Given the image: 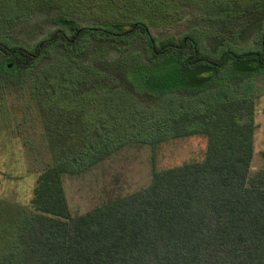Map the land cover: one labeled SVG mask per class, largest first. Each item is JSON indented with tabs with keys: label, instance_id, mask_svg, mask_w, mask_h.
Here are the masks:
<instances>
[{
	"label": "trees",
	"instance_id": "1",
	"mask_svg": "<svg viewBox=\"0 0 264 264\" xmlns=\"http://www.w3.org/2000/svg\"><path fill=\"white\" fill-rule=\"evenodd\" d=\"M6 1L21 13L0 28L37 40H0V75L16 85L30 77L25 71L50 63L57 49L64 56L39 74H70L73 88L99 84L94 96L68 102L102 111H93L92 132L74 151L48 140L52 158L28 202L0 195V264H264V167L251 172L258 128L253 83L264 75V32L256 47L211 55L194 30L220 27L226 17L196 20L179 35L153 31L176 22L185 0H88L86 7L107 17L89 25L62 13L58 0ZM244 30L239 25L238 35ZM137 39L145 53L129 45ZM95 55L104 57L93 60ZM60 81L54 80L59 99L70 90ZM116 89L131 101L112 116L109 108L118 96L105 97ZM153 95L162 103L141 121L140 103ZM104 126L107 143L85 152ZM197 134L207 138L202 160L154 166L146 187L72 214L64 174L76 175L132 141L149 143L155 160L163 142Z\"/></svg>",
	"mask_w": 264,
	"mask_h": 264
},
{
	"label": "rangeland",
	"instance_id": "2",
	"mask_svg": "<svg viewBox=\"0 0 264 264\" xmlns=\"http://www.w3.org/2000/svg\"><path fill=\"white\" fill-rule=\"evenodd\" d=\"M58 1L62 2L60 5L64 10L62 13L68 17H74L80 24L89 25L107 18L103 12L86 7L90 4L88 0ZM185 1L183 3L185 6L181 9L180 17L176 22L160 28L155 27L153 31L179 35L187 31L191 23L196 20L206 21L226 17V22L220 27L194 30L204 43V50L207 53L218 55L228 47L242 50L258 45H256L257 39L264 32V0ZM230 3V8H227L226 5ZM254 6L255 8L250 10V7ZM19 13H21L20 7L11 4L10 1L8 4L6 0H0V22L14 21ZM234 17L237 19H230ZM239 25L245 29L241 36L237 31ZM10 26V23L4 24V28ZM0 40L11 45H29L37 39L36 36H19L0 28ZM129 45L139 49L142 53L146 52L140 39L131 41ZM61 56L64 55L57 49L53 50L50 63L42 61L29 71H25L24 75L30 77L22 78L19 83L16 82V85H12L9 78L5 79L3 75H0V195L8 201L28 202L40 170L52 158L51 146L54 145L57 148L59 143L61 145L65 142L69 144L67 147L74 151L78 143L86 141L92 132L95 123L90 117L93 111L94 113L102 111L95 110V107L91 110V106L84 107L81 103L74 106L68 102L71 99L94 96L93 94L100 89L99 84L90 82L88 85L73 88L70 74L65 73L60 77L53 73L56 71L52 69L39 74L43 72L46 65L53 64L52 61L57 62L58 57ZM85 57H88V54ZM101 57L104 56L95 55L93 60H99ZM64 62L63 67L66 66ZM60 63L59 58L58 65ZM62 66L60 65L61 69ZM72 73H77V71ZM54 80L57 82L61 80L62 85L69 86L70 89L69 92L65 90L66 94L60 99L58 97L62 96L61 91ZM253 87L258 92L256 114L258 128L255 133L254 156L251 163V172L255 173L264 167V75L254 81ZM128 88L132 90L130 86ZM138 90L136 89L137 92ZM110 92L105 99H108L110 95L111 97L118 96L109 108L111 115L115 116L123 102L130 103L131 99L127 97L125 91L123 95L120 89ZM131 93L135 94V92ZM171 97L175 98V96ZM183 97H188V95L184 94ZM135 99L138 101V98ZM161 101L162 99L153 95L149 101L141 102L142 104L139 102L142 106L139 111L141 121H146L147 116L156 112ZM51 125L53 126L52 131H49ZM47 134H50V139L47 138ZM97 134L92 144L84 147L85 152L89 153L92 150L94 152L107 143V141L104 142L107 140L105 126L104 133ZM206 150L207 138L201 134L163 142L156 152L155 160H153L154 152L149 143L143 141L127 143L117 148L106 159L76 175L64 174L66 197L71 212L73 215L83 214L114 196L140 190L150 184L154 166L157 169H164L189 161H200L205 157Z\"/></svg>",
	"mask_w": 264,
	"mask_h": 264
}]
</instances>
